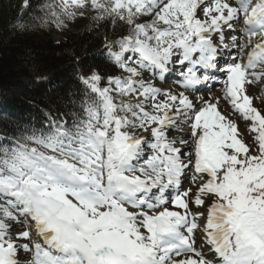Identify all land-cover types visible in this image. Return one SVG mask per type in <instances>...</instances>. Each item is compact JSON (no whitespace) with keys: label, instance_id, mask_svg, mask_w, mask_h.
Here are the masks:
<instances>
[{"label":"snow or ice","instance_id":"snow-or-ice-1","mask_svg":"<svg viewBox=\"0 0 264 264\" xmlns=\"http://www.w3.org/2000/svg\"><path fill=\"white\" fill-rule=\"evenodd\" d=\"M39 12L41 26L108 27L111 72L79 73L67 111L40 126L0 127V264H264V95L249 94L264 83V0H44ZM173 71L184 91L157 86ZM217 73L251 143L221 97L185 94H210Z\"/></svg>","mask_w":264,"mask_h":264},{"label":"trees","instance_id":"trees-1","mask_svg":"<svg viewBox=\"0 0 264 264\" xmlns=\"http://www.w3.org/2000/svg\"><path fill=\"white\" fill-rule=\"evenodd\" d=\"M42 2L30 0L31 7L25 9L22 0H0V127L14 122L40 126L45 113L67 111L68 94L82 88L79 73L93 67L111 72L101 54L103 34L110 29H97L90 16L60 29L41 26L33 17L41 14ZM17 23L31 27L18 32ZM56 31L58 42L53 40ZM37 76L47 80L38 81Z\"/></svg>","mask_w":264,"mask_h":264},{"label":"rangeland","instance_id":"rangeland-1","mask_svg":"<svg viewBox=\"0 0 264 264\" xmlns=\"http://www.w3.org/2000/svg\"><path fill=\"white\" fill-rule=\"evenodd\" d=\"M59 37L60 36L58 35V33H55V36L53 37V39L58 41ZM157 86L161 87V88L165 86L166 87L165 89H167L172 85H169V84L164 85V84H161L159 81H157ZM250 88H251V91L249 90V93H251V95H254V96L264 95V83L260 84L259 86H251ZM214 94L215 93H211L209 95L214 96ZM254 105L257 106L258 108L264 109V105H262L260 103L259 99L254 100ZM233 113L230 112V114H233ZM231 116H233V115H231ZM249 126H250V122H248V121H246L245 123L242 122L241 124L238 125L240 138L244 139L247 143H251V139L253 136V134L250 133L248 130ZM198 234H199V236H201L200 232Z\"/></svg>","mask_w":264,"mask_h":264},{"label":"bare ground","instance_id":"bare-ground-1","mask_svg":"<svg viewBox=\"0 0 264 264\" xmlns=\"http://www.w3.org/2000/svg\"><path fill=\"white\" fill-rule=\"evenodd\" d=\"M169 88H171L173 91H176V90H177V91H183V90L178 89V87H176V86H170ZM185 94H186V95H189L188 92H186ZM189 97H190V95H189ZM190 98H191V97H190ZM199 98H200V97H197V99H199ZM197 99H196V100H197Z\"/></svg>","mask_w":264,"mask_h":264}]
</instances>
